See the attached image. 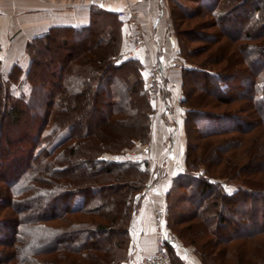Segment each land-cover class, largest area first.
<instances>
[{
    "label": "trees",
    "instance_id": "1",
    "mask_svg": "<svg viewBox=\"0 0 264 264\" xmlns=\"http://www.w3.org/2000/svg\"><path fill=\"white\" fill-rule=\"evenodd\" d=\"M169 6L187 136L159 201L166 224L201 264H264V0ZM121 24L94 11L35 36L26 71L0 62V264H130L149 169L127 152L149 140L153 105L141 62L120 53Z\"/></svg>",
    "mask_w": 264,
    "mask_h": 264
},
{
    "label": "crops",
    "instance_id": "2",
    "mask_svg": "<svg viewBox=\"0 0 264 264\" xmlns=\"http://www.w3.org/2000/svg\"><path fill=\"white\" fill-rule=\"evenodd\" d=\"M134 6L140 11V23L147 38L149 52L137 49L129 55L130 24L118 11ZM94 11L115 12L122 18L121 55L138 59L146 77L148 65L156 62L165 70V90L159 102L160 118L152 119L150 132L151 160L169 161V173L164 178L151 177L150 194L163 201L171 179L183 170L186 136L184 134L185 109L180 85L171 87L172 80L181 81V71L166 70L169 60L178 52V41L171 22L169 0H0V62L8 73L14 64L26 71L30 63L27 44L35 36L49 31L53 26H86L91 23ZM100 13V12H99ZM183 111V116H182ZM183 131V133H182ZM184 134V135H183ZM132 243L130 264H136L154 249V224L149 196L142 193L141 203L131 221ZM174 250L183 264H201L192 247L174 243Z\"/></svg>",
    "mask_w": 264,
    "mask_h": 264
},
{
    "label": "built area",
    "instance_id": "3",
    "mask_svg": "<svg viewBox=\"0 0 264 264\" xmlns=\"http://www.w3.org/2000/svg\"><path fill=\"white\" fill-rule=\"evenodd\" d=\"M118 14L124 18L131 26L128 33V42L131 45L128 51L129 55H134L137 49L143 48L146 52H149L147 38L140 23V11L134 7L129 6L123 10H119ZM185 66L183 59L180 56H173L166 67V70H182ZM147 93L153 104H158L162 97V88L165 85V70H163L158 63L152 62L147 68ZM177 85V80H172L171 87ZM151 145L149 142L136 143L127 152V156L134 159L147 160L151 159L150 156ZM158 169V175L160 178H164L168 175L166 169ZM151 168V167H150ZM154 170V168H153ZM150 182L149 179L142 190V193L149 196L152 211V220L154 224V249L143 256L137 264H173L172 257L167 250L168 244H174L178 242V237L175 235L171 226L166 224L165 209L163 205L155 200L150 194Z\"/></svg>",
    "mask_w": 264,
    "mask_h": 264
},
{
    "label": "rangeland",
    "instance_id": "4",
    "mask_svg": "<svg viewBox=\"0 0 264 264\" xmlns=\"http://www.w3.org/2000/svg\"><path fill=\"white\" fill-rule=\"evenodd\" d=\"M176 23H178V28H186V27H188L187 26V24H183V25H181L182 24V22L180 21V20H178ZM192 46H194V44L192 45ZM147 76H148V74L146 73V83H147ZM147 85V84H146ZM179 85V83H177V85L175 86V87H177ZM147 87V86H146ZM16 88H17V91L18 92H24V93H26L27 95L29 94V92H30V87L25 83V81H23V83H20L19 85H17L16 86ZM164 90H165V85H164V87L162 88V96H164L163 94H164ZM147 91V90H146ZM147 95H148V93H147ZM148 98H149V96H148ZM162 98V97H161ZM149 100H150V98H149ZM161 101V100H160ZM150 102H151V100H150ZM152 103V102H151ZM152 105H153V112H152V119H157V118H160L159 117V115H160V108H159V103L158 104H153L152 103ZM182 116H183V111H182ZM153 121V120H152ZM184 124V123H183ZM68 132H69V127H66V128H64V129H62L57 135H56V137H55V139H54V142L56 143V142H58V141H60V140H62L67 134H68ZM182 133H183V131H182ZM189 133V132H188ZM184 134H185V136H187L186 135V132H184ZM183 134V135H184ZM186 139V138H185ZM150 141V138H149V140L147 141V142H149ZM189 142H191L192 144H194L195 142H197L196 141V138H190L189 139ZM137 143H143V142H137ZM185 148H186V145H185ZM142 163L143 164H147V166H148V169H149V167L151 166V164H152V166H153V168H154V172H153V174H152V177H153V175H155L156 176V178H160L159 177V175H158V169L160 168V166L161 165H163L161 168H164V169H166L167 170V172L169 173V165H170V162L169 161H155V160H151V159H148V161L147 160H142ZM149 177H151V172H150V170H149ZM149 179V178H148ZM233 187L232 186H227V189L228 190H230V189H232ZM82 200H83V198H82V196L81 195H79V196H77V199H76V202H75V205H80L81 203H82ZM168 225V224H167ZM169 226H171V225H169ZM172 227V226H171ZM172 229H173V231H174V233H175V235L178 237V235H177V233H176V231H175V229H174V227H172ZM178 240H179V237H178ZM187 246H190V247H192V249H193V252H194V254L196 255V253H195V246L194 245H187ZM197 256V255H196ZM130 257V256H129ZM198 258V257H197ZM131 261L130 262H132L133 261V259L132 258H129ZM129 261V260H128ZM129 262V263H130ZM135 264V263H134Z\"/></svg>",
    "mask_w": 264,
    "mask_h": 264
}]
</instances>
